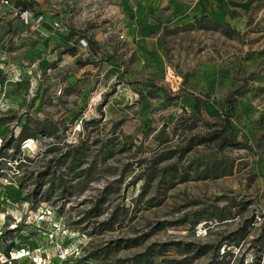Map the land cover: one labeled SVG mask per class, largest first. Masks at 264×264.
I'll use <instances>...</instances> for the list:
<instances>
[{
  "label": "rangeland",
  "instance_id": "1",
  "mask_svg": "<svg viewBox=\"0 0 264 264\" xmlns=\"http://www.w3.org/2000/svg\"><path fill=\"white\" fill-rule=\"evenodd\" d=\"M27 1L0 4L4 239L78 248L55 264H264V0L172 27L150 9L156 31L142 0ZM203 66L216 115L173 102Z\"/></svg>",
  "mask_w": 264,
  "mask_h": 264
},
{
  "label": "crops",
  "instance_id": "2",
  "mask_svg": "<svg viewBox=\"0 0 264 264\" xmlns=\"http://www.w3.org/2000/svg\"><path fill=\"white\" fill-rule=\"evenodd\" d=\"M226 5H233V3H229L228 0H142L137 7V15L143 17L145 25L148 24L149 27L154 28L153 31H156L157 25H153L149 21L147 11L150 9L154 12L153 15L158 16L164 25L172 27L191 22L203 15L214 14L218 16ZM154 44L143 45L141 49L145 51L147 47V50L151 51L154 47L156 48ZM219 79L211 67L203 66L200 72L188 76L185 90L179 91L181 93L173 102L180 107V110L193 111L196 104L195 95L198 94L196 92H203L208 97L205 99L203 107L206 106V109H209L206 111L209 113L215 106L214 95L224 92L225 89ZM12 90L13 92H33L31 89L28 91L20 83L16 84ZM34 92H38V89H35ZM189 92H194V94ZM0 129H2L0 134L5 132L2 125H0Z\"/></svg>",
  "mask_w": 264,
  "mask_h": 264
},
{
  "label": "built area",
  "instance_id": "3",
  "mask_svg": "<svg viewBox=\"0 0 264 264\" xmlns=\"http://www.w3.org/2000/svg\"><path fill=\"white\" fill-rule=\"evenodd\" d=\"M8 0H0V4H6ZM48 210L46 212L48 214ZM43 215L41 216V218ZM50 242L56 237L54 232L47 233ZM11 240L4 239V234L0 229V264H55V260L64 262L71 256L78 253V248L71 247L70 244L56 243V253L52 258L41 246H35L33 243L28 246L25 244H17L10 242Z\"/></svg>",
  "mask_w": 264,
  "mask_h": 264
},
{
  "label": "trees",
  "instance_id": "4",
  "mask_svg": "<svg viewBox=\"0 0 264 264\" xmlns=\"http://www.w3.org/2000/svg\"><path fill=\"white\" fill-rule=\"evenodd\" d=\"M20 4H22L23 7H32V3L27 1V0H17ZM71 27V30L73 31V33L75 34H78L79 37L83 38L84 40L87 41V43L93 47V50L96 49V44L94 43V41L92 40L91 36L89 34H87L83 29L81 28H77V27H74V26H70ZM145 82L146 84L148 85H151L153 84L155 81L151 78H145ZM160 87H164L166 89L165 86H160ZM243 88V85H239L237 86L235 89H233L230 94H238V92ZM180 90H178L177 92H179ZM229 94V95H230ZM227 95L226 98H225V107L224 109L222 110V113L223 114V128L224 130L226 129L227 130V134L224 136L223 138V141L224 142H228V143H231V144H236V143H239L241 142V140H239L236 136V134L234 133L233 131V128L230 124V118L232 117L233 113H232V108H233V99L231 98V95L229 96ZM195 100H196V104H195V110L198 112V113H201V106H203V103L205 100L201 99L198 95H195ZM210 114L212 115H216V114H219V112L217 110H214L212 112H209ZM28 122V119H26L22 126H21V129L18 133V136L17 138L20 139L22 137H26L28 135H31L30 133L26 132V124ZM1 123V121H0ZM217 136V134H216ZM222 141V146H220V148H222L225 143ZM230 141V142H229ZM245 142V141H243ZM1 147H3V144L1 145ZM20 163L22 161H19Z\"/></svg>",
  "mask_w": 264,
  "mask_h": 264
}]
</instances>
